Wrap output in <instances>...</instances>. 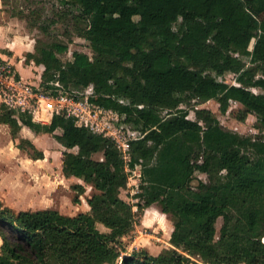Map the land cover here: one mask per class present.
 Wrapping results in <instances>:
<instances>
[{
    "label": "trees",
    "instance_id": "trees-1",
    "mask_svg": "<svg viewBox=\"0 0 264 264\" xmlns=\"http://www.w3.org/2000/svg\"><path fill=\"white\" fill-rule=\"evenodd\" d=\"M72 1L80 9L76 21L86 23L79 34L92 57L76 51L63 62L66 43L37 41L26 60L41 69L42 92L79 100L91 89L94 108L118 113L140 135L128 140L125 162L113 138L78 126L64 111L41 124L20 121L1 104L0 123L13 136L24 124L53 134L66 149L77 148L64 153L63 173L98 193L88 200L90 213L74 217L0 206V264H117L121 240L135 224L133 206L119 194L127 169L136 166L142 177L164 184L137 193L135 206L156 203L172 215V248L159 256L134 252L121 264H264V142L224 130L207 109H195L191 120L181 107L216 100L225 113L236 102L239 121L254 115L264 129V0ZM226 73L235 75L236 85L218 79ZM253 151L260 154L257 161ZM98 153L102 160H93ZM196 171L207 181L196 180ZM97 223L109 231L100 232Z\"/></svg>",
    "mask_w": 264,
    "mask_h": 264
},
{
    "label": "rangeland",
    "instance_id": "rangeland-1",
    "mask_svg": "<svg viewBox=\"0 0 264 264\" xmlns=\"http://www.w3.org/2000/svg\"><path fill=\"white\" fill-rule=\"evenodd\" d=\"M79 14L80 9L72 0H0V25H9L12 28L11 38L16 47L15 54L12 53L10 57L13 59L16 80L20 82L17 88L19 92L21 90V98L22 95L27 96L24 101V112L17 111L15 115L20 121L22 117H29L41 124H47L54 113L64 111L76 119L78 126L94 129L97 133L113 138L122 151L126 152L128 140L138 137L140 133L134 130L133 126L123 122V116L93 112L86 107V97L91 94L90 89L82 99L74 100L72 105L62 100L61 97L70 100L64 93L51 97L48 93L42 92L40 86L42 71L32 61L26 60V54L29 52L25 49H32L34 52L37 41L50 43L55 40L68 45L67 52L59 56L63 62L72 61L73 52L76 51L92 57L89 42L79 34L86 25L84 22L76 21ZM40 26L45 27L47 31L43 32ZM254 43L253 39L249 50L253 49ZM245 61L248 63L249 59L245 58ZM218 79L229 85L237 84L235 75L231 73H226ZM25 87H29L32 94L29 95L27 92L25 94ZM253 91L263 92L259 89ZM1 103L3 102L0 100V105ZM181 107L188 111V118L191 120L196 119L195 109H207L224 130L250 138L252 141L264 142V129L258 128L254 115H248L243 122L236 118L233 110L241 108L236 102H230L225 113L220 111L216 100L203 104L191 101ZM55 133L60 134L61 131L57 130ZM19 145L23 148H18ZM66 151L76 153L77 148L66 149L56 141L53 134L36 133L24 124H21L14 136L7 125H0V206L14 212L53 210L68 217L90 213L88 200L98 192L83 179L64 175L63 160ZM259 157L260 154L257 152L253 151L251 154L252 161H257ZM102 158V153L92 157L93 160ZM156 164L157 161L154 162V165ZM138 171L141 176L138 175ZM127 173L128 183L125 189L120 190L119 197L133 206L135 224L121 240L123 251L117 264H121L124 257L134 252L146 251L152 256H159L172 248L170 244L174 229L172 215L160 214L161 208L156 203L144 210H138L135 206L138 201L135 198L137 193L157 191L164 184L152 183L148 175L142 177L140 166L134 171L127 169ZM194 175L196 180L207 181V176L201 172L196 171ZM196 180L193 181V185L196 184ZM78 185H81V190L76 188ZM153 186L154 190L151 188ZM76 197L79 199L78 204L74 202ZM222 225L223 220L219 218L216 221L217 235ZM96 227L100 232L109 231L100 223H97ZM7 240L14 242L12 234L7 235ZM262 240L264 241V236ZM3 245V237L0 235V253L3 251ZM194 260L199 262V259Z\"/></svg>",
    "mask_w": 264,
    "mask_h": 264
},
{
    "label": "built area",
    "instance_id": "built-area-1",
    "mask_svg": "<svg viewBox=\"0 0 264 264\" xmlns=\"http://www.w3.org/2000/svg\"><path fill=\"white\" fill-rule=\"evenodd\" d=\"M18 83H20V82L18 80H16V73H15L13 65L7 60L0 59V100H1V102H3L1 104L5 105L8 109L14 110L15 112H17V111L24 112V110H25L24 109V101L27 98V96L25 97L24 95H22V98L20 97L21 96V93H20L21 90H20V92L18 91V88H17ZM24 90H25V94H26V92L29 95L32 94V91L30 90L29 87H25ZM90 92H91V89H90ZM41 97H43V96L41 95ZM61 98L63 101H68L70 105L73 104L74 99L69 98L70 100H68V98H63V97H61ZM74 104H76V103H74ZM85 105H86V107H89L90 109H92L93 112L100 111L103 114L104 113H110L113 115L114 114L118 115V113L113 112V111L94 108L92 106V104L89 102L88 96L86 97ZM32 112H34V111H32ZM68 116H70V115H68ZM33 120H35V119H33ZM35 121H37V120H35ZM37 122H39V121H37ZM91 130L94 131V129H91ZM100 134H103V133H100ZM103 135H105V134H103ZM105 136H107V135H105ZM125 147L127 148V151H128V143L126 144ZM118 148L121 149V147L119 145H118ZM121 150H123V149H121ZM127 151L126 152L122 151L123 152V159L125 160V162L129 161V156L127 154ZM136 167H138V166H136ZM131 171H134V170H131ZM138 175L141 176L139 171H138Z\"/></svg>",
    "mask_w": 264,
    "mask_h": 264
},
{
    "label": "crops",
    "instance_id": "crops-1",
    "mask_svg": "<svg viewBox=\"0 0 264 264\" xmlns=\"http://www.w3.org/2000/svg\"><path fill=\"white\" fill-rule=\"evenodd\" d=\"M11 27L9 25H0V58L2 60H9L12 64L13 59L10 55L15 54L16 47L14 46V42L12 41ZM26 52H33L32 49H25ZM13 53V54H12ZM13 65V64H12ZM2 125V124H0ZM153 205L149 206L147 209L151 208ZM164 215V213H160Z\"/></svg>",
    "mask_w": 264,
    "mask_h": 264
}]
</instances>
